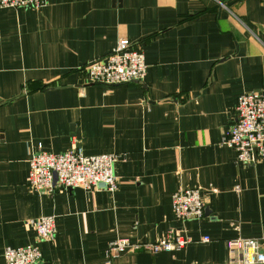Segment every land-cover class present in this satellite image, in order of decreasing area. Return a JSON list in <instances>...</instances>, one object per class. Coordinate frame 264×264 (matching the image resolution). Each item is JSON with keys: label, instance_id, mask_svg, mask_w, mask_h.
Here are the masks:
<instances>
[{"label": "crops", "instance_id": "1", "mask_svg": "<svg viewBox=\"0 0 264 264\" xmlns=\"http://www.w3.org/2000/svg\"><path fill=\"white\" fill-rule=\"evenodd\" d=\"M120 39L140 49L141 82L89 84L84 66ZM264 91V0H44L0 9V264L36 246L41 264H104L111 241L153 243L182 230L184 249L125 251L113 264H237L227 242L264 238V161L223 145L244 93ZM116 154L117 189L26 187L33 151ZM197 188L200 221L171 196ZM55 217L52 241L30 222ZM207 237L208 242H202Z\"/></svg>", "mask_w": 264, "mask_h": 264}, {"label": "built area", "instance_id": "2", "mask_svg": "<svg viewBox=\"0 0 264 264\" xmlns=\"http://www.w3.org/2000/svg\"><path fill=\"white\" fill-rule=\"evenodd\" d=\"M44 0H0V9H31L40 11ZM89 84L118 86L141 82L146 75L144 55L120 39L104 59L95 60L84 67ZM236 118L229 126L223 145L234 149L235 163L254 166L264 161V91L241 94L236 101ZM121 157L116 154L86 156L81 149L62 154L41 150L33 151L28 159L26 187L34 194L53 193L57 189L82 188L93 191L103 189L114 193L117 177L114 166ZM204 201L197 188L176 191L171 196L172 212L180 223L200 221L204 217ZM39 242L52 241L56 234L55 217L43 216L30 222ZM182 230L169 231L153 243H134L120 238L109 243L104 264L125 251H146L151 254L184 249L191 240ZM209 239L204 237L202 242ZM229 252L237 255V264H264V238H236L227 242ZM4 264H41V253L36 246L5 248Z\"/></svg>", "mask_w": 264, "mask_h": 264}]
</instances>
